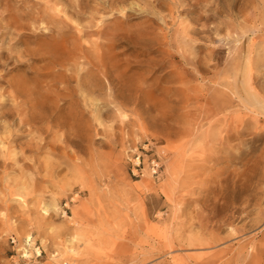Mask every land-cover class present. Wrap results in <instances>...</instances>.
I'll list each match as a JSON object with an SVG mask.
<instances>
[{
  "label": "rangeland",
  "instance_id": "rangeland-1",
  "mask_svg": "<svg viewBox=\"0 0 264 264\" xmlns=\"http://www.w3.org/2000/svg\"><path fill=\"white\" fill-rule=\"evenodd\" d=\"M0 264H264V0H0Z\"/></svg>",
  "mask_w": 264,
  "mask_h": 264
},
{
  "label": "bare ground",
  "instance_id": "bare-ground-1",
  "mask_svg": "<svg viewBox=\"0 0 264 264\" xmlns=\"http://www.w3.org/2000/svg\"><path fill=\"white\" fill-rule=\"evenodd\" d=\"M12 17V16H11ZM18 26V25H17ZM141 36V35H140ZM142 39V38H141ZM50 41V40H49ZM54 44V43H53ZM104 45V44H103ZM103 45H101V46H103ZM52 46V45H51ZM55 46V45H54ZM53 46V47H54ZM58 46V45H57ZM56 46V47H57ZM53 49V48H52ZM55 49V48H54ZM38 50V49H37ZM57 50H58V48H57ZM60 51V50H59ZM58 51V52H59ZM63 51V50H62ZM57 52V53H58ZM61 52V51H60ZM60 52H59V54H60ZM86 52V51H85ZM84 52V53H85ZM53 53L55 54L56 53V51H54L53 50ZM65 53V52H64ZM87 53V52H86ZM27 54V53H26ZM43 54V53H42ZM62 54H63V52H62ZM62 54L60 55V56H62ZM102 54V53H101ZM30 55V54H29ZM50 55V54H49ZM58 55V54H57ZM56 55V56H57ZM65 55V54H64ZM21 56V55H20ZM51 56V55H50ZM66 56L67 55H65V58H66ZM69 56V55H68ZM68 56H67V58H68ZM48 58H49V56H47ZM55 57V56H54ZM58 57V56H57ZM88 57V56H87ZM97 57V56H96ZM106 57V56H105ZM74 58V57H73ZM91 58V57H90ZM53 59V62H54V58H52ZM168 59V58H167ZM64 60H66V59H64ZM68 60V59H67ZM49 61H51L50 59H49ZM56 61V60H55ZM94 61H96L95 62V65H97V68H98V66H99V69L101 70V72L99 73V75H98V80H97V83L95 82V81H93V82H95V85L97 84V87H99V88H101L102 87V83H104V81L106 82V76H107V72H106V69H105V63H104V60H103V56H102V58H100L99 60H94ZM92 63V62H91ZM94 64V63H93ZM48 65V64H47ZM53 64H51V66H52ZM94 65V66H95ZM49 66V65H48ZM44 67V66H43ZM41 71V70H40ZM94 71V70H93ZM38 72V71H37ZM64 72V71H63ZM60 73V72H59ZM62 73V72H61ZM44 74V73H43ZM55 74V73H54ZM42 75V74H41ZM41 75H39V77L41 76ZM57 75V74H56ZM61 76V75H60ZM60 76H58L59 78H61V81L63 82V79H62V77H64L63 75H62V77H60ZM69 76V75H68ZM67 76V77H68ZM117 76V75H116ZM58 77H54V78H58ZM70 78H71V76H69ZM68 77V78H69ZM74 77V76H73ZM91 78V77H90ZM94 79V78H93ZM95 80V79H94ZM88 81V80H87ZM91 81V80H90ZM66 82V81H65ZM92 82V81H91ZM133 82V81H132ZM89 83V82H88ZM39 84V83H38ZM66 84V83H65ZM67 84H68V82H67ZM66 84V85H67ZM61 85H63L64 86V83L63 84H61ZM93 85V84H92ZM95 85H94V87H95ZM44 86V85H43ZM93 87V86H92ZM141 88H142V86H141ZM95 89V88H94ZM20 90V89H19ZM65 90H66V88H65ZM101 90V89H100ZM97 91H99V90H97ZM141 91V90H140ZM62 92V91H61ZM95 92V91H94ZM102 92V91H101ZM104 92V91H103ZM102 92V93H103ZM96 94H97V92H96ZM99 94V93H98ZM97 94V95H98ZM104 94V93H103ZM103 94H101V95H99L100 97H98V98H101V96L103 95ZM136 94V93H135ZM138 94V93H137ZM97 98V97H96ZM78 99V98H77ZM38 100V99H37ZM80 100V99H79ZM51 101H52V99H51ZM36 106V102L33 104V106H32V108H34ZM103 106V105H102ZM37 109V108H36ZM2 114V113H1ZM4 115V114H3ZM2 115V116H3ZM46 117V116H45ZM44 119V118H43ZM72 119V118H71ZM29 122H36L37 121V119H35V118H33L32 116L29 118V120H28ZM28 121H26V122H28ZM48 121V120H47ZM7 122V121H6ZM28 122V123H29ZM50 122V121H49ZM5 123V122H4ZM7 124V123H6ZM37 125V124H36ZM6 129V128H5ZM6 131V130H5ZM56 146V145H55Z\"/></svg>",
  "mask_w": 264,
  "mask_h": 264
},
{
  "label": "built area",
  "instance_id": "built-area-1",
  "mask_svg": "<svg viewBox=\"0 0 264 264\" xmlns=\"http://www.w3.org/2000/svg\"><path fill=\"white\" fill-rule=\"evenodd\" d=\"M10 243H11L13 246L16 245V241H15L13 238L10 239ZM26 243H27V242H26Z\"/></svg>",
  "mask_w": 264,
  "mask_h": 264
}]
</instances>
